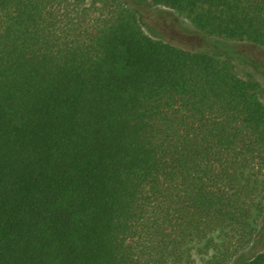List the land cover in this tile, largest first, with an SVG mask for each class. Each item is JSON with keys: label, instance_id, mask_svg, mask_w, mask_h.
Segmentation results:
<instances>
[{"label": "trees", "instance_id": "trees-1", "mask_svg": "<svg viewBox=\"0 0 264 264\" xmlns=\"http://www.w3.org/2000/svg\"><path fill=\"white\" fill-rule=\"evenodd\" d=\"M149 1L264 47V0ZM262 92L124 0H0V264H264Z\"/></svg>", "mask_w": 264, "mask_h": 264}, {"label": "rangeland", "instance_id": "rangeland-1", "mask_svg": "<svg viewBox=\"0 0 264 264\" xmlns=\"http://www.w3.org/2000/svg\"><path fill=\"white\" fill-rule=\"evenodd\" d=\"M124 1L136 11L138 22L144 33L184 48L217 50L232 57L239 75L250 74L260 81L264 101V47L203 35L194 29L189 18L184 14L165 6L152 4L149 0ZM258 230L254 241L239 258L249 257L264 248V217L258 224Z\"/></svg>", "mask_w": 264, "mask_h": 264}]
</instances>
